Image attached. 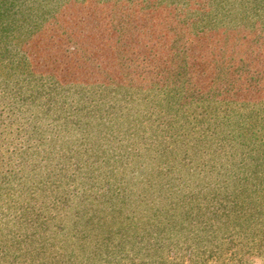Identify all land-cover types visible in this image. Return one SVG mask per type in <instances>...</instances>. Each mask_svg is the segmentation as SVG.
<instances>
[{
	"label": "trees",
	"instance_id": "16d2710c",
	"mask_svg": "<svg viewBox=\"0 0 264 264\" xmlns=\"http://www.w3.org/2000/svg\"><path fill=\"white\" fill-rule=\"evenodd\" d=\"M80 1L0 0V72L34 81L15 83L1 96L10 100L8 115L17 110L30 119L19 132L20 152L0 135V264H184L194 247L196 261L213 253L230 226L254 239L264 223V0H113L142 11L163 8L189 24L199 48L184 55L180 68L198 65L203 78L194 85L202 95L209 80L226 91L239 89L196 101L188 94L194 87L189 75L145 91L159 99L146 111L128 113L127 127L117 126V134L109 122L130 112L134 93L142 90L35 73L24 46ZM210 57L231 60L228 70L220 68L223 81L211 78L219 76L204 63ZM242 57L246 68L237 86L235 65ZM12 124L5 130L13 131ZM122 135L128 141L117 144ZM100 137L110 144L99 145ZM133 137L171 146L166 172L163 154L152 161L129 152ZM187 158L206 166L193 188ZM212 168L224 171L214 176ZM136 175L148 177V187L134 189ZM148 193L152 203L145 208Z\"/></svg>",
	"mask_w": 264,
	"mask_h": 264
},
{
	"label": "rangeland",
	"instance_id": "374dc122",
	"mask_svg": "<svg viewBox=\"0 0 264 264\" xmlns=\"http://www.w3.org/2000/svg\"><path fill=\"white\" fill-rule=\"evenodd\" d=\"M46 26V30L33 35L34 40L24 45L31 51L33 56V61L36 64L34 67L35 73L40 72L44 76L55 75L64 81L112 82L113 84L128 85L142 90L134 93V102L137 103L133 105L135 107L130 108V112L125 109V114L118 122H116L117 119L109 122L113 126L114 134H117V126L120 124H123V129L127 127L125 124H127L126 116L128 113L136 110L142 111V107H145L146 111L148 105H155V100L159 98L156 95L147 96L148 94L145 91H152L153 89L154 92H158L155 89L156 87L161 88L169 83L178 84L182 82L183 78L187 79L189 75V87H191L200 76L197 64L191 66L190 70L186 67L180 68L184 55L189 54V52L196 55L199 48V46H196L197 42L194 41L189 24H180L173 19L171 13L163 8L142 11L138 10L135 5H127L125 2H113L111 0L108 4H101L97 0H85V2H77L60 11L51 20V23ZM212 50L213 46H211L209 51ZM213 58L210 57L209 60L207 58L208 61L204 63L219 76L214 77L213 73L211 78L223 81V77H227V75L220 74V68L228 70L231 60L225 61V57H217V60ZM245 61L244 57H242V59L238 60L239 65H235L234 84L237 86L238 79L244 76ZM179 70L185 72L184 77L179 73ZM248 73H250V70H248ZM25 75L0 72V135L8 139L12 144L14 142L18 152L21 150V145L17 142L22 138L19 132L30 117L28 114L23 117L17 110L14 111L13 116L8 115L10 100H8L9 98L2 100L1 96L3 90H10V87H13L15 83H22L26 86L33 85L34 81L28 80ZM202 78L203 76H200L199 79ZM214 82L209 80L203 95L197 85H194L192 94H188L194 100L199 101L207 93L210 96L219 94L227 96L239 90L232 87L229 92L225 90L222 82L216 81L215 84ZM201 85L202 82L200 83ZM143 96L146 98L145 102L141 100L144 99ZM14 107L15 105L11 106V108ZM222 114L220 112V115ZM9 122H13V131L5 130ZM29 122L31 123L32 121L29 120ZM48 136L50 138L51 135ZM122 136L123 138L120 141L112 140V143L127 142L128 137ZM137 139L142 142H137ZM131 140H134V145L129 149L130 153L140 154L141 158L144 156L142 154H145V156H150L149 158L152 161L156 159V156L163 154L165 159L160 169L163 172L167 171L165 167L169 166L172 160V148L168 143L166 144L160 139L148 142L139 137H133ZM101 142L105 143V146L110 144L103 137L98 138L99 145L102 144ZM3 152L5 153L4 149ZM8 153L14 154L11 149ZM181 158L183 157L181 156ZM181 158L178 157V165L184 163ZM189 160L188 158L185 160L187 172H190V170L192 172L190 173L192 174V180H188V188H193L194 186H199L197 185V182L200 184L198 179L203 172L202 168L206 166L202 164L197 166L196 159L194 161ZM204 160L205 156L203 157ZM215 170L220 171V173L224 171L223 169L212 168V174L216 173ZM147 178L141 179L139 175H136V181L138 182L134 189L148 187ZM179 182L181 184L182 180H177L178 186ZM179 187L180 189L183 188L182 185ZM156 202H162V200H156ZM151 203L152 197H149L148 193L144 201V205H146L144 207L148 208ZM139 207L141 208V206L136 208ZM261 208L263 209L261 220L264 222V205ZM259 228H262V232L259 231ZM250 241L252 242L250 243ZM211 247L213 250L215 243H212ZM195 248L194 250L192 249V254H194L192 260L185 255L184 264H264V223L262 227L258 225L257 233L252 240L236 235L230 226L227 232L223 233L220 240H218L214 252L216 249L217 251L206 254L203 261L202 258H199L198 261L194 260V258L196 259ZM14 253L12 252V254ZM12 258L14 259L13 256H9V259ZM1 259H3L2 256H0Z\"/></svg>",
	"mask_w": 264,
	"mask_h": 264
}]
</instances>
